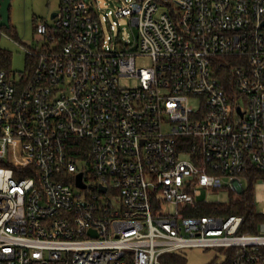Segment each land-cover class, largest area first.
Returning <instances> with one entry per match:
<instances>
[{"label":"built area","instance_id":"1","mask_svg":"<svg viewBox=\"0 0 264 264\" xmlns=\"http://www.w3.org/2000/svg\"><path fill=\"white\" fill-rule=\"evenodd\" d=\"M120 1L61 0L28 71L0 68V264H264V208L255 234L186 216L264 173V0Z\"/></svg>","mask_w":264,"mask_h":264},{"label":"rangeland","instance_id":"2","mask_svg":"<svg viewBox=\"0 0 264 264\" xmlns=\"http://www.w3.org/2000/svg\"><path fill=\"white\" fill-rule=\"evenodd\" d=\"M103 7L114 9L121 5L120 0H100ZM61 0H12L10 8V28L0 27V64L4 56L8 57L7 68L21 75L28 71L29 59L26 51H40L43 45V39L37 34V23L40 20H50L53 13L60 12ZM121 28H117L111 35L115 38L128 37L136 29H131L124 21L121 22ZM109 34V33H108ZM138 67H151L152 61L148 58L138 59ZM121 85L124 88H135L137 80L123 78ZM243 102L242 100H240ZM197 106V102H193ZM242 183L248 191L252 190L253 206L258 213L264 208V179L255 181L252 185L247 177L242 178ZM241 197L238 193L230 192L227 182L219 190L207 191L205 189L197 196V200L208 203H219L228 205L237 201ZM168 213L175 212V206L170 205L165 209ZM188 264H222L228 257L227 250L221 249H186L181 251Z\"/></svg>","mask_w":264,"mask_h":264},{"label":"trees","instance_id":"3","mask_svg":"<svg viewBox=\"0 0 264 264\" xmlns=\"http://www.w3.org/2000/svg\"><path fill=\"white\" fill-rule=\"evenodd\" d=\"M9 29V28H8ZM8 57L4 56L3 62L0 64L1 69L7 68ZM246 177L252 185L255 181L264 179V173L249 169ZM252 190L249 187L248 191L243 192L237 201H233L228 205L224 204H204L196 208L194 211H189L186 216H206L209 214H218L221 216H240L243 217V226L241 233H258L259 224L263 221V217L258 213L252 201ZM229 254V253H228ZM162 264H188L185 257L181 253H173L165 255L162 259ZM231 264L230 254L225 263Z\"/></svg>","mask_w":264,"mask_h":264},{"label":"water","instance_id":"4","mask_svg":"<svg viewBox=\"0 0 264 264\" xmlns=\"http://www.w3.org/2000/svg\"><path fill=\"white\" fill-rule=\"evenodd\" d=\"M12 0H0V27L10 28V8ZM56 17V13H53L51 19ZM77 186L80 188H85V185L82 182V174L79 175L77 180ZM243 193V190L240 189V194Z\"/></svg>","mask_w":264,"mask_h":264}]
</instances>
